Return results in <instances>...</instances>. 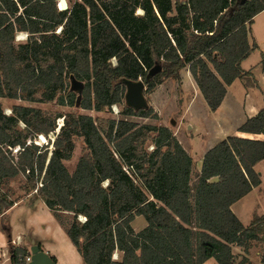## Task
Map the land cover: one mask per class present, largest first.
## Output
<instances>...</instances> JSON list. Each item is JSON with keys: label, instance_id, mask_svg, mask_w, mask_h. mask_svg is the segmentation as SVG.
<instances>
[{"label": "trees", "instance_id": "obj_1", "mask_svg": "<svg viewBox=\"0 0 264 264\" xmlns=\"http://www.w3.org/2000/svg\"><path fill=\"white\" fill-rule=\"evenodd\" d=\"M67 1L62 11L60 0H0V98L100 113L121 106L126 118L158 119L146 93L180 82L186 68L211 112L236 80L252 78L241 64L258 49L249 38L264 0ZM140 80L147 107L136 110L125 82ZM73 81L83 83L80 93ZM36 113L14 105L5 115L0 103V218L22 199L12 183L25 177V195L53 213L83 264H236L234 246L248 253L263 238L264 215L246 227L232 206L261 185L264 141L228 137L206 153L193 183L194 161L169 127L71 116L73 129L67 122L41 145L56 124ZM239 131L264 134V109ZM72 135L89 154L70 172L63 148ZM137 217L147 224L138 232ZM2 231L10 264H26L29 249L13 245L10 227Z\"/></svg>", "mask_w": 264, "mask_h": 264}, {"label": "crops", "instance_id": "obj_2", "mask_svg": "<svg viewBox=\"0 0 264 264\" xmlns=\"http://www.w3.org/2000/svg\"><path fill=\"white\" fill-rule=\"evenodd\" d=\"M256 19L254 20V23ZM253 26L254 24L252 25L251 28L252 32L249 38L251 44L254 43L252 37ZM248 58L242 62L241 66L245 72L252 74V78H251L252 82L249 83L243 79L236 80L231 86L227 88L226 97L222 105L216 112H211L209 110V107H207L208 111H206L205 115L207 116L208 115L207 112H210L211 117L216 118V122L214 118H208L209 129H206V127H204L203 124L201 123H199L200 126L199 127L196 123L193 122V120L194 121L196 120V116L198 115L196 111L197 105L198 104L204 105L203 102H205L207 106V103L199 87L197 86L195 80L193 79L189 71V68H186L185 69L186 73L181 75V81H180L182 84L181 95L186 97L189 92L190 98L189 100H187V102L184 103L185 107L183 112L177 114L178 116L177 120L172 119L171 121L172 128L171 126L170 128L175 133V136L177 137L183 148L192 157L194 161L192 177L194 174V170H196L197 172V177L200 174L206 153L210 151L212 148H214L217 144L227 139L228 137L236 136L240 138L264 141V134L255 135V134L242 133L239 131L240 127L244 125L248 119L255 117L262 109H264V93L260 96L255 93L258 88V85L255 84L254 73H252V71H247L244 68ZM170 82L174 83L176 81L174 80L166 81L165 83L160 85L161 88L157 89L154 93L151 94L150 98L152 100L153 105H155V107L157 100L163 97L166 98L165 90L167 93L166 86L170 85ZM200 98H203V101ZM204 108L203 109L206 110V107ZM204 110L202 112L203 114H204ZM234 112L238 114V118H236L237 121L235 124H233L232 127H229L228 129L227 127L228 124L232 123L231 119L232 121L235 122ZM163 126L169 127L168 125H163ZM258 165L256 166V168L258 167ZM254 190H256V188ZM250 194H248L246 197H244L243 199H241L239 202H237L232 206L233 212L246 227H248L250 224L248 222L247 216L244 215L242 204ZM19 208H22V210H25L26 213L29 214L26 215L28 218H26V220H23L21 225L17 223L15 224L11 223V219H10L11 215H13V213ZM45 209H47L51 213L53 217L51 219L54 220L56 224V227L54 228L53 232L57 234L60 237L61 242H63L64 245L63 247L65 248L66 251L63 254L64 256L62 255L60 249L55 244H52L53 243L52 240H50L49 238L44 239L43 237H41V235L37 231V227L34 226L33 223L31 222L33 215H38L41 217L44 216L45 219H43L41 222L43 224L42 228L44 230H47L48 232H51L52 228L49 227L50 223L48 220L49 215H47L46 218V214H44ZM254 213L255 212H253V214ZM4 217L5 218L8 217V221H9L8 224L11 228L12 240H14V242H16V244H18L19 246L30 245L29 247L31 248L33 245H39L43 251L47 252L59 264H83L80 254L78 253L75 246L67 237L63 228L59 225V223L55 219L53 213L37 196L29 195L28 198L25 199L22 198L20 201L16 202L15 205L10 210H8L5 213L3 218ZM3 218H0V222L3 220ZM138 218H142V217H137V219ZM134 223H133V227H134ZM146 225H147L146 223L143 224L140 230L144 229ZM67 238L69 241H67ZM7 244H8V238L6 234L0 232V264L3 263L2 258L4 256L7 257L9 254ZM238 248L241 247L238 246ZM29 256H31L30 251H29ZM212 260L214 259L207 261L205 264H208ZM8 262L10 264V260Z\"/></svg>", "mask_w": 264, "mask_h": 264}, {"label": "rangeland", "instance_id": "obj_3", "mask_svg": "<svg viewBox=\"0 0 264 264\" xmlns=\"http://www.w3.org/2000/svg\"><path fill=\"white\" fill-rule=\"evenodd\" d=\"M73 1H78V0H73ZM138 13H140L138 11ZM261 14V13H260ZM256 16V21L253 26V33L252 37L254 42L259 46L258 49L251 54V56L248 58L247 62L245 63L244 68L247 71H252L255 76V84L258 85V88L256 90L257 95H262L264 93V11L262 12L261 15ZM57 33L59 34V30H57ZM28 36L21 34L18 38L17 41L19 43H23L27 39ZM113 63L116 64V61L113 60ZM186 70L184 69L181 72V75L185 74ZM243 80H246L247 82L251 83V79L245 78ZM168 81V80H167ZM83 87V83L73 81L72 82V90H74L77 93H80L81 89ZM167 87V93L165 90V97L166 98H160L157 100L156 107L153 105L152 100L150 98L151 94L146 93V97L148 100H150L151 104L153 105L155 111L158 113L159 118L158 119H152V118H139V117H124L121 115L122 107L121 106H114L112 108V112L109 113H100L95 110H84L79 107V105L71 107V106H61L55 102L53 103H43V102H27L24 100H10V99H3L0 98V103L4 108V114L5 115H10L11 114V108L14 105H19V106H27L31 107L33 109H36V119L35 121H48L49 123H52L55 120L56 124V129L54 133L49 134L48 139L44 136L45 142L41 141L39 138V142L41 145H47L48 140L51 139L52 143L55 141L57 133L60 132V129L69 122V127L68 129H73L72 125V119L71 116L79 117V116H90L93 118V120L100 125V121L103 119H115V120H120V119H127L129 121H134L138 123L139 125H155V126H163V125H168L169 128L171 126V121L172 119L177 120L178 116L177 114L183 112L184 110V103L187 102L190 98V94L188 92V95L186 97L181 95L182 91V84L181 82H170V85L166 86ZM161 88V86H158L157 89ZM166 89V88H164ZM38 99H42V91L39 90L36 96ZM194 98V97H193ZM203 101V98H200ZM203 104H198L196 107V111L198 115L196 116V120L193 122L196 123L199 126V123L203 124L206 129L208 128L209 121L208 118H214L211 117L210 112H207L208 115L206 116L205 113L208 111V106H206L205 102ZM206 107V110H204ZM204 108V109H203ZM204 110V114L202 113ZM59 115H62L59 118ZM65 116V117H64ZM236 118H238V114L234 112V119L235 122L232 121V123H229L228 127H232L233 124L236 123ZM215 122H216V118ZM23 126V125H22ZM24 127V126H23ZM200 127V126H199ZM172 128V126H171ZM170 128V129H171ZM50 150H55L54 147H52V144L49 145ZM64 150H68V153L71 154L70 159L64 161L65 166L68 168L70 172L75 171L78 161L82 156H86L89 154V151L87 149V146L85 144V140L83 137L72 135L67 141L66 144L63 148ZM150 150H153V147H150ZM257 171L260 174L261 177V185L256 188L243 202L242 208L244 211V215L247 216L248 222L250 224L251 219H252V214L253 212L258 213L259 215L264 214V161L259 163L258 167L256 168ZM193 183L196 182L197 180V172L194 170V174L192 177ZM26 183V178L23 176H20L16 181L12 183V189L15 192L14 199H17V197H22L23 199L28 198L29 196L25 195V192L22 190V187ZM47 215H49V227L52 228L51 232H48L47 230H44L42 228L43 224L41 223L44 218V216H38V215H33L31 222L33 223L34 226L37 227V231L43 237L44 239L49 238L52 240V244H55L60 251L62 252V255L66 252L65 248L63 247V242H61L60 237L53 232L54 228L56 227V224L54 220L51 218L52 215L51 213L45 209L44 211ZM26 215H29L26 213L25 210H22V208L17 209L13 215H11V223L15 224H22L23 220H26L28 218ZM71 217V216H70ZM9 221L8 217H4L3 220L0 222V232L3 233L2 229H4V226L10 227L9 226ZM144 218H138L135 223H134V228L136 231H139L141 226L145 224ZM4 234V233H3ZM66 237V236H65ZM14 239V238H13ZM67 241L68 238H67ZM13 245L15 247H27L30 251V245L28 246H19L14 242L13 240ZM9 253V249H8ZM233 253L235 254L236 258V264H239L242 260V258L248 259L247 264H262V258L264 255V236L263 238L253 241L251 243V247L249 249L248 253L244 252L243 248H238V246L233 247ZM64 256V255H63ZM9 257V258H7ZM4 256L2 258V264H9L10 260V253L8 256ZM9 259V260H8ZM208 264H217L215 260H212Z\"/></svg>", "mask_w": 264, "mask_h": 264}, {"label": "water", "instance_id": "obj_4", "mask_svg": "<svg viewBox=\"0 0 264 264\" xmlns=\"http://www.w3.org/2000/svg\"><path fill=\"white\" fill-rule=\"evenodd\" d=\"M246 1V0H243ZM60 9L66 11L69 9L67 0H60ZM126 102L129 106L138 110L147 107V100L145 97V91L147 90L145 83L140 80L138 82H125ZM31 261L29 264H59L54 260L47 252L43 251L39 245H33L30 248Z\"/></svg>", "mask_w": 264, "mask_h": 264}, {"label": "built area", "instance_id": "obj_5", "mask_svg": "<svg viewBox=\"0 0 264 264\" xmlns=\"http://www.w3.org/2000/svg\"><path fill=\"white\" fill-rule=\"evenodd\" d=\"M23 35H26V34H23ZM27 37V36H26ZM41 141L45 142V139H44V135H39L38 137ZM39 142V140H38ZM40 144V142H39ZM19 149L15 150V152L17 153ZM40 186H42V184H40ZM31 261V256H28L27 259H26V264H29Z\"/></svg>", "mask_w": 264, "mask_h": 264}]
</instances>
